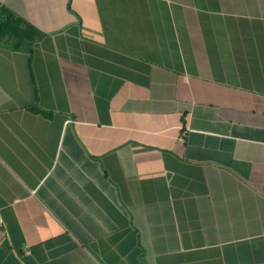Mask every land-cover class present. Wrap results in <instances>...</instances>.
<instances>
[{"label": "crops", "instance_id": "crops-1", "mask_svg": "<svg viewBox=\"0 0 264 264\" xmlns=\"http://www.w3.org/2000/svg\"><path fill=\"white\" fill-rule=\"evenodd\" d=\"M0 264H264V0H0Z\"/></svg>", "mask_w": 264, "mask_h": 264}]
</instances>
